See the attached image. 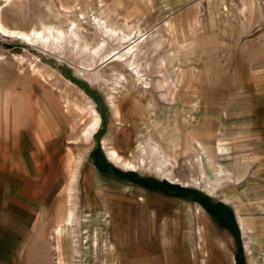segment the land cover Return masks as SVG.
Wrapping results in <instances>:
<instances>
[{
  "label": "rangeland",
  "instance_id": "374dc122",
  "mask_svg": "<svg viewBox=\"0 0 264 264\" xmlns=\"http://www.w3.org/2000/svg\"><path fill=\"white\" fill-rule=\"evenodd\" d=\"M0 4L10 29L66 32L57 47L9 37L0 51V121L28 116L30 98L36 136L60 132L67 142V178L38 233V264H129L130 230L155 237L153 264H169L175 233L182 264H264V0ZM122 36L132 39L122 45ZM132 46L139 54L118 60ZM92 110L100 122L86 135ZM112 149L136 169L112 160ZM114 196L126 222L117 249L113 208H101Z\"/></svg>",
  "mask_w": 264,
  "mask_h": 264
},
{
  "label": "crops",
  "instance_id": "0c3cea01",
  "mask_svg": "<svg viewBox=\"0 0 264 264\" xmlns=\"http://www.w3.org/2000/svg\"><path fill=\"white\" fill-rule=\"evenodd\" d=\"M29 93H32V97L35 96L33 91ZM31 104L29 98V105L33 110L28 112V116H17L14 111H9L8 120L0 121V264H38V233L52 210L54 195L67 178V172L65 176L63 173L67 142L60 132L53 134L50 131L44 138L36 136V113L34 104ZM45 114L48 117L47 120L42 117V123L45 128L52 129V124L55 121L57 123V119L50 111L47 113L45 110ZM97 199L100 202V195ZM114 199L107 208L109 200L104 202L105 205L101 202V208L104 211L109 210V207L113 208V214L109 210L110 223L114 219L115 233L117 237L118 234L122 235V240L123 235H126L120 224L123 218L114 213L115 204L118 202L116 200L121 198L114 196ZM111 227L110 224L109 228ZM176 230L175 228L174 231ZM130 237L134 247L132 253L130 252L129 264H135L138 259L148 264H153L156 258L160 262L155 237L149 233L146 242L139 241L131 230ZM108 239L113 249H117L111 234ZM177 239L178 234L175 233L167 255L169 264H182L181 260L186 257L184 250L181 255L176 252L182 238L179 241ZM52 242L51 237V244ZM52 248L55 254L53 244ZM55 256L57 257L56 254Z\"/></svg>",
  "mask_w": 264,
  "mask_h": 264
},
{
  "label": "bare ground",
  "instance_id": "6f19581e",
  "mask_svg": "<svg viewBox=\"0 0 264 264\" xmlns=\"http://www.w3.org/2000/svg\"><path fill=\"white\" fill-rule=\"evenodd\" d=\"M106 27H108V26L106 25ZM51 29H53V27H48L47 29H32V30H29V31H24V30H19V29H10L9 27H7V25L4 24V22H3V20H2V18L0 16V32L3 35H6L8 37H16V38H18L20 40H23V41H26L28 43H30L32 40L36 39L38 41H42L45 44L48 43V42L52 43L53 45H55L57 47L59 44H61V43H63V41H65L66 32H64L61 29H57V28L55 29L54 28L56 30V34H54L53 31H51ZM108 30H107V34H106L107 38H109L111 40H115L118 37V35L116 33H114V31H112V32L110 31V33H109ZM112 30H114V28ZM5 32L11 33L12 35L10 36V35L6 34ZM71 32H72L73 35L76 34L74 29L71 30ZM131 39L132 38H128V36L123 37L122 41H121L122 45L127 44L128 42L131 41ZM137 50L140 51V49H137ZM136 51L134 49V46H132V47H130L128 49V54L129 55L131 54V56L128 57L127 55H124V56H121L118 60L127 61L130 57H134V56L136 57L139 54V53H136ZM93 53L96 56L99 55L97 50L95 52H93ZM112 53H113L112 56H115V55L119 54V52H117V51L112 52ZM135 63H136L135 59L133 60L132 64L129 63V65H130L129 66V70L134 69V64ZM93 112H94V117H92L93 121H92L90 127L87 128L86 135H93V133L98 129V125H99V122H100V115L97 113L96 110H92V113ZM109 154H110L112 160H114L118 164H122L123 167L125 166L129 170H131V169L135 170L136 169V165H134L130 161H126V160L124 161L123 158L121 157V155L116 150H114V149L109 150ZM75 170L76 169L72 168V172H71L72 178H74V180H75V174H76ZM74 180H71V181L73 182ZM69 191H71V188L69 189ZM69 194L71 196L72 193L69 192ZM72 215H73V211H72V209H69V211L67 213V217L65 218V222L67 224H69L70 221L72 220V218H71ZM114 229H115V226H112L111 227V231H112L111 232V237L113 238V240H115V238H114L115 237V230ZM113 243H114V241H113ZM56 248L59 250V246L57 247V245H56Z\"/></svg>",
  "mask_w": 264,
  "mask_h": 264
},
{
  "label": "built area",
  "instance_id": "2783aa9c",
  "mask_svg": "<svg viewBox=\"0 0 264 264\" xmlns=\"http://www.w3.org/2000/svg\"><path fill=\"white\" fill-rule=\"evenodd\" d=\"M1 5V4H0ZM9 37L6 36V35H3L1 32H0V51L4 50V47L7 48L6 46L8 45V40Z\"/></svg>",
  "mask_w": 264,
  "mask_h": 264
},
{
  "label": "trees",
  "instance_id": "16d2710c",
  "mask_svg": "<svg viewBox=\"0 0 264 264\" xmlns=\"http://www.w3.org/2000/svg\"><path fill=\"white\" fill-rule=\"evenodd\" d=\"M101 114H102V118H103V123H102V126L99 129V131L96 133V135L99 134V133H101V132H103L104 129H105V125H106V118H105V112H104V110H101Z\"/></svg>",
  "mask_w": 264,
  "mask_h": 264
}]
</instances>
